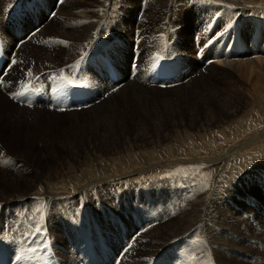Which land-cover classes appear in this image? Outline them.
Returning <instances> with one entry per match:
<instances>
[{"label":"rangeland","instance_id":"rangeland-1","mask_svg":"<svg viewBox=\"0 0 264 264\" xmlns=\"http://www.w3.org/2000/svg\"><path fill=\"white\" fill-rule=\"evenodd\" d=\"M21 1L24 2L22 5L27 2V0ZM44 1L49 7L52 6V9L49 14L39 13L42 26L39 31L44 32L42 43L63 42L61 49L64 48V52L62 50L61 57L64 58L67 48L65 44L68 39L58 37L54 30L58 21L63 19V15H55L63 2L61 0ZM100 1V11H103L105 7L108 9L111 3H114L116 14L112 23H105L102 30L104 34H110L109 41L114 48L112 54L119 60L118 63L124 77L120 82L123 83L117 82L110 89L105 88L106 94L97 98L88 108L81 110L61 111L57 105L54 106V109L23 107L9 99L12 93L11 85L22 80H24L23 84L30 81L32 76L28 75V72L30 69L32 70L36 60L32 52L22 56L18 53L19 61L16 64V69L14 72H12L13 68L11 69L10 76L5 78L8 82L1 85L8 89L6 93L2 90V101L11 103L19 111L11 109L12 111L6 115L0 112V118L3 116V120H5V124L0 123V165L2 160L6 161L7 159L12 162V164H8L9 168H5L6 171H2L4 169H1L2 166H0V190L6 191L7 194L10 193L9 185H5L3 180L8 177L7 174L10 176L11 172H16L19 168H24V173L29 177H34L38 173L44 174L53 170L59 172L76 170L72 173H78L93 164L111 166L112 163H115L112 167H117L122 162L127 166L130 164L138 166L149 163V159H152L150 158L151 153L154 152L155 158L161 165L160 168L151 170L153 174L149 170L152 175H148L147 178H152L151 182L157 181L155 187H144L148 182L141 183L139 185L141 187L143 184V189H133L132 187L128 193H126L128 189L120 190L123 194L128 195L124 197V195L116 194L117 198L112 200L115 207H124L118 210L121 213L125 210L132 213V208L135 210V217L129 218L126 230L141 227L138 236L143 232L139 238L143 245V242L146 241L147 231L151 226H142L144 215L147 214L145 210L148 207H143L139 200L134 201L136 197H141L138 193H143V197L146 196L150 201L153 199V202L162 203L161 209L171 202L163 208L166 212L170 208L169 213L163 215V218H166L171 211L175 213V200L187 198L190 188L185 187L182 183L178 185L181 180L184 183L183 179L186 178L190 180L189 182L199 183L197 184L200 188L199 191L208 199L218 189L220 192L225 191V198L221 202L223 210L221 212L209 211L208 219L212 230L220 231L224 235L225 242L229 244L235 243L250 251L253 250L261 259L258 264H264V250L262 249L264 248V100H257L253 94H251L253 96L248 94L252 89V81L247 77L231 72L217 64V61L209 64L206 61L200 62L195 55L200 48L206 49L213 39H222L226 36L230 40L241 38L247 44L251 43L261 47L264 44V0ZM74 11L76 14H82L81 12L85 10ZM30 13L33 11L26 12V14ZM149 13L155 15V20L146 19V15ZM171 16L173 22L169 23L167 20ZM96 39L99 40L98 49L103 48L107 41L101 39L99 35L96 36ZM224 46L228 47L225 44L219 47L216 53ZM91 48L89 46L84 51L80 60L76 59L72 62L85 71L84 77L79 79V74L74 68L76 81H84L83 85L89 88L92 84L100 85L99 81H96V75L94 76V67L98 69L102 63L100 62L101 56L94 57V54L99 51L96 48ZM136 51L139 52L140 61L151 62L153 71L163 74H168L171 66L167 62L162 65L161 59L165 58L172 63L178 59V56L182 57L181 64L185 73L183 77L176 80L179 84L172 86V83L162 85L156 83V85H152V80L142 82L143 80L128 79L131 61ZM162 51L165 54H162ZM244 52L246 58L248 56H264V52L257 55L248 49H245ZM210 57L212 56L210 55ZM237 57L234 59L245 61V57ZM46 74L45 72V76ZM60 75L58 71L50 72L47 75L45 81L48 83L51 93L52 89L56 91L64 89L61 85H65V82L60 80ZM86 76L89 77L86 78ZM192 84L194 88L196 87L197 92H194ZM115 87L119 88L107 93L108 90L112 91ZM132 87L137 88L138 94H142L137 101L134 96L130 95ZM171 97L174 99L171 100ZM168 98H171V101L167 100ZM111 101L117 105L115 111L109 108ZM229 104L232 106L237 104L240 107L235 112H230ZM14 114L16 117H13ZM1 120L2 118L0 122ZM9 136L11 138L17 136V138L10 139ZM239 153L241 154L239 155ZM222 156L226 158L223 164H227L226 168H228L224 173L223 170L218 169L219 165L213 164L215 165L213 167L207 163L209 159ZM152 163L153 161L150 164L153 165ZM178 167L180 168L178 169ZM73 188L72 185L70 189ZM74 194L77 197L78 193L74 191ZM146 198L144 200L147 202ZM28 204H30V210L32 206L36 205ZM92 204L95 211L98 208L102 215H108V212L111 211V216L115 218L117 212L115 213V210L107 207L101 196H96ZM70 205L75 206L72 202ZM64 209L68 210L66 213L71 210L68 207ZM9 210H12V207ZM53 211L50 212L53 213ZM4 212L2 210V213ZM201 214L205 215V210H201ZM119 218L122 217H116V219ZM30 219L32 220L30 224H38L37 218ZM51 221L48 220V223L52 225ZM13 225L12 223L10 229L13 228ZM76 226L80 227L79 224ZM76 226L74 225L72 229L74 233L78 234ZM177 238H181V236ZM170 243L173 244L174 240ZM68 247L66 249L67 256ZM258 247L260 249H257ZM135 252L133 250L130 253L132 261L143 256L136 255ZM143 260L144 263L149 260L148 256L144 255ZM67 262L77 264L76 261L69 260ZM107 263L114 264L113 258L109 259Z\"/></svg>","mask_w":264,"mask_h":264},{"label":"bare ground","instance_id":"bare-ground-1","mask_svg":"<svg viewBox=\"0 0 264 264\" xmlns=\"http://www.w3.org/2000/svg\"><path fill=\"white\" fill-rule=\"evenodd\" d=\"M154 1H156V0H154ZM20 2L24 3L21 0H20ZM62 2L63 3H61L60 8L57 10L55 15L56 14H57V16L59 14L63 15V19L58 21L59 23L56 24L57 26L55 25L56 29H54V30H55L58 37H60L62 39H68L67 43L65 44V45H67L66 46L67 48L65 49L66 55L64 58L61 57L62 56V50L64 48L61 49L62 44L60 42H57V43L49 42V44L42 43V40L44 39V36H43L44 32L42 33L40 31H38L37 33L32 35L29 40L22 43L21 46L18 45V42L21 39H23L30 31H32L33 29H35L37 27L36 23H34L33 19H31V17H34V16H32L31 13L27 14L26 18H24V20L20 23L21 27H18V29H17L19 32L22 31L24 33L21 36L17 35L15 33L14 29H12L11 26L3 20V17L6 15V12L8 10H7V8H3V6H6L7 4H5V2L3 0H0V19L2 21V24L0 25V37L5 42V46L7 48V51L9 49V51H14L17 54L20 53L21 56L26 55V54L31 53V52L34 54V56H35L34 59L36 61H34V66L32 67V70L35 68L34 70L41 72V71H45L47 69H53V68L61 67L64 65L69 66L68 64L74 62L76 59L79 60L80 58H82L84 51L91 44H93L97 35H99L101 37V39H103L104 41H107V42L111 38V37H109L110 34H107L108 36L106 34H104V31L102 30V28L105 26V23H107V24L112 23L114 15L116 14L114 3H111V6L108 9L105 7V9L103 11L102 10L100 11V4H101L100 0H72V1L71 0H69V1L64 0ZM151 4H152V2H151ZM154 8H155V6H154ZM81 9L85 10L84 12H81L82 14H80V13L76 14V11H74V10H81ZM148 11H149V9H148ZM151 12H153V11H151ZM145 14H147V13L145 12ZM157 15H158V13H157ZM38 16L41 19V16L39 15V13H38ZM154 17H155V15H153V14L151 15L150 13H149V15H146V19L152 18L155 20ZM142 21H144V20H142ZM167 21L170 23L172 21V16L169 17V19ZM165 23H167V22H165ZM167 24H165V25H167ZM111 29L113 30L112 26H111ZM154 30H156V29H154ZM161 30H163V29L161 28ZM168 30H170V29H168ZM97 41H99V40H97ZM19 46H20V49H17V47H19ZM94 48L95 47H92L91 49H94ZM63 52H64V50H63ZM244 53L245 52H243V54L240 55V56H242V58L245 57ZM215 58H216V60H218L216 62L217 64L222 65L223 67L227 68L231 72H236V74H238V75L245 76L250 81H252V89L250 90V92L248 90V92H249L248 94H250V95L253 94L255 96V99H257V100H260V99L264 100V56H255V57L248 56L247 58L245 57V61L242 62L241 59H234V58H238V57H235V55L231 56V54L228 51V47L226 48V46H224L221 50H219L216 53ZM15 69H16V65H14L12 72H14ZM195 79H197V78H195ZM198 80H199V78H198ZM191 86L193 87V84ZM193 88H191V89H193ZM195 88H194V92H197ZM131 89H132V91H131L130 95L134 96L136 98V101L139 100L141 98L142 94H138L137 88L132 87ZM2 90L3 89H1V87H0V112H2V114L6 115L9 111L18 110L17 107L12 105L11 103H5L4 101H2L3 100L2 99L3 96L1 94ZM114 95H116V94H114ZM253 95H251V96H253ZM171 98H168L167 100H170V99L173 100L174 99V97H171ZM112 102L113 101L110 102L111 105H109V108H110V110L115 111L117 108V105L114 102L113 103ZM3 106H5V107L2 108ZM239 107L240 106L237 104L234 106L229 104L228 108L230 109V112H235L236 110L239 109ZM14 116L16 117L15 114L13 115V117ZM1 118H2V120L0 123L5 124L4 123L5 120H3V116ZM9 137H10V139L17 138V136L16 137L12 136V138H11V136H9ZM7 138H8V136H7ZM226 140L229 141L228 139H226ZM240 154L241 153H239V155ZM150 158H152V159H149V161H148L149 163H146V165L143 164L144 166L141 164L138 166L137 165H131V164H130L131 166L130 165L127 166L122 162H120L119 166H117V167H112L113 165H115V163H112L111 166H109L107 164H105L104 166H99V165L93 164V165H89L88 168L83 169V170L79 171L78 173H72V171H76V170H66V171H62V172H59L57 170H55V171L53 170V171H48L44 174L38 173L37 176H34V177H29L26 173L23 172L24 168H19L16 172H11L12 174L10 176H9V174H7L9 178L7 177V178H5V180H3V182H5V185L6 184L9 185L11 190H10L9 194H7L6 191H3L2 189L0 190V208H1V211L2 210L6 211L7 207L17 206L20 204V202H23V201H27L28 203L36 204L35 206H32L31 210L29 208L27 209L26 214L28 216L27 215L26 216L30 217V218H37L38 219V225L43 223V224L47 225L46 227H50L51 234H53L52 238H53V241L55 244V249L57 251V254L60 256L61 261L64 258H67V261H69V259H68L69 255H70L69 250H68V253H69L68 256L66 255V253H67L66 249L68 247V239L66 237V234L62 231V226L60 225L59 221L57 220L56 214L60 213L66 219H74L77 217H79V219H80V216H83V213H86V209H87L91 213L90 220H92V222H94V224H92V225H94L96 228H98V225H104L107 229L103 230V231H105L106 232L105 234L110 237V238H106V240H107V242H109V245L111 248L104 245L100 250H98V254H100L101 258H102L101 264H108L107 261H109V259L111 260V258H113V263H114V261L118 258L120 253L118 254V252H115L113 254V251H114L113 249L115 247L112 248V246L117 244V239H120L121 235L115 234V230L113 228H110L111 227L110 222L114 219L113 216H111V211H110V213L108 212V215L107 214L102 215V213L99 212L98 209H96V211H95L94 208L92 207L93 206V204H92L93 199L96 196H101L102 201H104L106 206L111 208V210H115V213L117 212L115 215V218L117 216L118 217L121 216L122 218L124 217L123 220L127 221L128 220L127 218H131V215H132L131 212L129 210H125V212H122V213L119 212L118 210L123 209L124 207H120V208H118L117 206L115 207L112 204V200L114 198L115 199L117 198L116 194H119L122 196L124 195V197L128 195V194L127 195L123 194V192L120 190L124 191L125 189H128L126 193H128L132 187H133V189L136 188V189L140 190V189H143V184L146 182H148L146 184L147 186L144 185V187H149V188L155 187V185L157 184V181L151 182L150 179H152V178L149 179L147 177H148V175L150 176L153 174L152 169L160 168L159 166L161 164H160L159 160L157 158H155L154 152L151 153ZM197 160H199V159H197ZM206 160H207V158H206ZM152 161H153V163H152L153 165L150 164ZM224 161H226V158L224 156H222V157H217V158L215 157L214 159H211V160L209 159V161H207V163H209L211 165H213V164L219 165L218 169H220V171L223 170V173H224V171H226V169H228V168H226L227 164H223ZM9 163L12 164V162L10 160H7V159H6V161L2 160V163L0 165V166H2L1 169H4L2 171H6L5 168H9L8 167ZM174 163H176V162H174ZM201 164H203V163H201ZM204 164H206V163H204ZM214 166L215 165H213V167ZM176 168H177V166H176ZM179 168L180 167H178V169ZM229 168H230V166H229ZM206 169H207V167H206ZM216 169H217V167H216ZM149 170L150 171L152 170L150 172L152 174L149 173ZM231 170H233V169H231ZM191 172H192V170H191ZM179 173H180V170H179ZM230 173H231V171H230ZM202 175H203V173H202ZM188 177H189V175H188ZM183 180H185L184 183L181 182L182 181L181 180L178 183V185H181V183H182L185 187H189L190 188L189 194H188L187 198H185V199L175 200L176 202L172 201V202H174V204L176 203L175 204L176 205L175 213H172V211H171V213L166 218H163V215L169 213L170 208L167 209V212L163 208L167 207L168 204L171 202L167 203L162 208L163 209L162 210L161 209L162 203L160 204V203L153 202V199H151V201H150L146 198V196L143 197V193H138L141 195V197H139V198L136 197V200H134V201L136 202L139 200L141 205H143L144 207H148L147 208L148 215H146V217H147V220L151 222V224H149V226H151V227H150V230L147 231L148 234L145 233V234H147V237H146V241L143 242L144 244L142 245L141 241L139 240V238L143 235V232H142L140 234V236H138L136 243L132 246V248L126 254L125 259L122 258L121 264H148L154 258L155 255L157 256L159 254L160 257H165L164 254H160V253L164 250H167L169 247L172 248L173 251L175 250V253L178 254L180 257H183L184 259L185 258H191L192 264H258V262L261 261V259L259 258L257 253L255 254L253 252V250L250 251L248 248L241 246V245H236L235 243L229 244V243L225 242L224 235H222L220 231L216 232V231L212 230V226L210 225L209 219H208L209 211L211 210V211H215V212H217V211L221 212L223 210V208H221V206L223 205L221 202H222V199L225 198V195H226L225 191L220 192L218 189V191H215V194L210 199H208L207 196L204 197V194L201 193V191H199L200 188H199V186H197V184H199V183L196 184V182H194V183H192V181L189 182L190 180L186 179V178ZM141 183H143V184L140 187L139 184H141ZM72 185L74 186V188L70 189L72 187ZM41 189H43V190H41ZM225 190L227 191L228 188ZM74 191L76 193H78L77 197L75 196L76 194H74ZM65 195H67V196H65ZM144 198L147 199V202L144 200ZM67 200L68 201L76 200L79 202L80 205L81 204L82 205L77 209L70 208L71 209L70 212L66 213V211H68V210H65L64 208L67 207L65 204V203H67ZM130 201H132V198H130ZM137 205H140V204H137ZM132 206H130V207H132ZM89 207H91V208H89ZM78 209L79 210L84 209V210H82L80 212V214L74 213V211L78 210ZM53 210H55V211H53ZM132 210H134V208H132ZM201 210H205L206 214L202 215ZM50 211H53V213ZM162 211H163V213H162ZM50 218L52 221L50 220ZM215 218H217V217H215ZM48 220L51 221L53 224L52 225L49 224ZM31 221L32 220L30 219V222ZM212 223H214V222H212ZM143 226H147V225L144 224ZM216 228H218V227H216ZM231 230H233V229H231ZM179 236H181V238H177ZM193 237H194V239H193ZM259 239H260V237H259ZM172 240H174L173 244L170 243ZM49 245H53V242L49 241ZM71 246H73V242H71ZM257 249H260V247H258ZM262 249L264 250V248H262ZM131 250L132 251L135 250L136 255L139 254V255H143V256L138 257L137 260L132 261L133 259H130V253H132ZM193 251H195V252L193 253ZM104 254H105V256H104ZM114 255H115V258H114ZM144 255L148 256V259H149L145 263L143 260ZM128 257H129V259H128ZM139 258H141V259H139ZM254 258H256V260H253ZM127 259H128V261H127ZM67 261H64V264H69V262H67ZM124 261H125V263H123ZM157 261L159 262L158 264H172L174 261V258L173 257H171L170 259L166 258L165 261H163V262L161 260L159 261V258H158ZM72 264H74V263H72ZM97 264H99V262Z\"/></svg>","mask_w":264,"mask_h":264},{"label":"snow or ice","instance_id":"snow-or-ice-1","mask_svg":"<svg viewBox=\"0 0 264 264\" xmlns=\"http://www.w3.org/2000/svg\"><path fill=\"white\" fill-rule=\"evenodd\" d=\"M61 43H63V42H61ZM12 63L15 64L16 61H12ZM62 73H63V70H61L60 80L64 81L65 82V85H68V86H78V85H75L74 84V81L72 79H69L68 77L63 76ZM28 75H32V73L29 72ZM65 85H61V87H64Z\"/></svg>","mask_w":264,"mask_h":264}]
</instances>
